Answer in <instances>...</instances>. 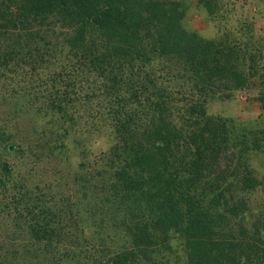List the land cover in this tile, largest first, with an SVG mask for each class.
Masks as SVG:
<instances>
[{
  "label": "trees",
  "instance_id": "obj_1",
  "mask_svg": "<svg viewBox=\"0 0 264 264\" xmlns=\"http://www.w3.org/2000/svg\"><path fill=\"white\" fill-rule=\"evenodd\" d=\"M219 1L195 3L222 19ZM188 2L0 0V78L57 70L51 88L66 90L40 95L59 119L82 91L85 107L98 103L103 123L90 127L105 126L110 142L89 172V209L99 236L121 235L109 255L84 258L60 247L69 233L59 224L71 219L58 211L21 229L25 264L68 252L81 264H264V166L252 164H264V34L241 22L204 40L182 27ZM241 91L254 92L256 119L206 115L209 102ZM0 174L10 175L4 163Z\"/></svg>",
  "mask_w": 264,
  "mask_h": 264
},
{
  "label": "rangeland",
  "instance_id": "obj_2",
  "mask_svg": "<svg viewBox=\"0 0 264 264\" xmlns=\"http://www.w3.org/2000/svg\"><path fill=\"white\" fill-rule=\"evenodd\" d=\"M216 5L226 11L219 16L222 19L208 16L195 0H189L182 27L204 40L213 39L218 28L234 27L241 22H250L257 34H264V5L260 0H220ZM56 72H34L24 67L0 78V163L10 170L8 178L0 174V247L3 248L0 252L6 254V264L26 263V250L31 244L21 229L23 231L27 223L36 218L55 221L58 211L60 216L71 219L59 224L64 235L69 233L60 247L76 245L83 249L84 258L93 260L109 255L121 244L119 233L107 229L106 237L97 234L104 229L95 211L89 209L92 206L89 172L97 167L101 153L110 142L105 126L90 127L92 119L103 123L98 103L90 101V106L85 107L82 91L78 110L67 109L61 119L50 113L43 106L40 93L45 90L44 86L53 90L51 82L55 77L52 74ZM57 90L64 89L55 87L51 93ZM253 93L241 91L227 99H214L206 106V115L243 123L253 121L259 114ZM252 164L257 169L264 166L258 157ZM1 211L13 213L3 217ZM70 234L77 239L71 240ZM176 247L174 243L171 250L179 259ZM75 255H78L77 250ZM42 258L46 261L43 264H81L84 261L80 255L72 259L71 252ZM172 264H179V260Z\"/></svg>",
  "mask_w": 264,
  "mask_h": 264
}]
</instances>
